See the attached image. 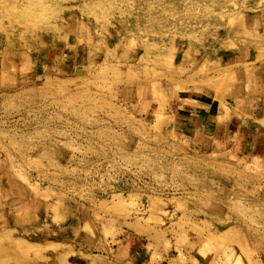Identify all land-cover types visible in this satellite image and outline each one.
<instances>
[{"label": "rangeland", "instance_id": "1", "mask_svg": "<svg viewBox=\"0 0 264 264\" xmlns=\"http://www.w3.org/2000/svg\"><path fill=\"white\" fill-rule=\"evenodd\" d=\"M0 264H264V0H0Z\"/></svg>", "mask_w": 264, "mask_h": 264}]
</instances>
